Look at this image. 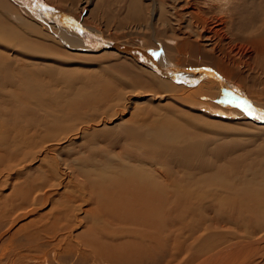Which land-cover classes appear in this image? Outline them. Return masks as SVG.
I'll return each mask as SVG.
<instances>
[{"label": "rangeland", "instance_id": "rangeland-1", "mask_svg": "<svg viewBox=\"0 0 264 264\" xmlns=\"http://www.w3.org/2000/svg\"><path fill=\"white\" fill-rule=\"evenodd\" d=\"M43 1L114 42L164 51L183 66L223 64L247 98L264 106V0H224L236 25L244 29L229 24L215 34L213 53L205 51V41L191 36L175 38L198 44L195 52L173 47L171 36L179 33L175 23L184 18L185 9L173 8L171 0ZM196 1L206 10L205 2L210 0ZM4 3L0 6V264H169L171 259V264L183 259L186 264H199L233 243L241 245L237 256L215 264H264V240L253 248L248 245L264 233V203L251 212L245 208L247 201L232 190L264 191V123L246 115L212 117L197 103H186L180 97L181 88H163L158 79L146 74L139 58L114 49L70 46L27 18L13 0ZM233 36L245 38L250 66L239 68L218 59ZM167 45L170 48L165 51ZM211 65L199 68L217 70ZM58 166L65 175L74 168L86 170L87 180L79 175L66 179L67 185L57 173ZM123 174L124 182L137 180L153 188L167 184L172 210L164 215L166 227L200 229L193 236L174 228L167 233L165 246L154 235L152 245L158 247L148 261L147 254L143 260L126 261L119 254L130 255L133 250H120V243L131 245L122 228L123 234L117 232V238L109 239L114 251L101 252L107 260H97L87 244L93 242L88 240V227H122L109 207L111 194L120 185L116 178ZM171 180L189 185L179 193ZM82 182L93 196L79 194L81 199L67 200L61 195ZM54 186L58 189L53 190ZM48 190L52 191L45 201ZM68 206L76 209L68 211ZM217 236L221 243L212 250L203 246ZM174 247H183L176 257L172 253L179 249Z\"/></svg>", "mask_w": 264, "mask_h": 264}, {"label": "bare ground", "instance_id": "bare-ground-1", "mask_svg": "<svg viewBox=\"0 0 264 264\" xmlns=\"http://www.w3.org/2000/svg\"><path fill=\"white\" fill-rule=\"evenodd\" d=\"M37 1L43 2V4L46 5L48 8L54 9L51 5H49L48 3H46L43 0H37ZM172 2L174 4L173 8H182V9L184 8L185 9L184 18L183 17L181 18L182 19L181 22L177 21L175 23V25L177 26L176 29L178 30L179 33L178 34L174 33L173 36H171L172 37L171 40H173L172 42L174 44L173 47H175L179 50L184 49V47H189V49L192 52H195L196 50H198L200 48V46L198 44H194V43L190 42V40L189 41L188 40H182L180 42H177L176 41L177 38H175V37L191 36V37H196V39H202L203 41H205V44L203 45L204 48L206 49L205 51L208 53H213L217 47V46H214L215 34H217V33L219 34L220 32L225 31L226 28L229 26V24L233 25L234 29L235 28L241 29V30L244 29L242 25L241 26L236 25V23L232 17V11L228 9L229 7L226 5L224 0H210L209 2H205L206 6H204V7L206 8V10H201L199 5L196 4L197 3L196 0H171V3ZM13 3L17 4L22 10H24L25 13H27L26 14L27 18L29 17L31 20H35V21L41 23L50 32L54 33L57 37H59L62 41H64L68 45L74 46V47H82V48H85L88 50L93 49L94 47H98L96 45V43L92 42L93 41L92 39H88L87 37H85L83 35L80 36L79 33H75L73 31H68L65 27H62L63 26L62 24H61L62 25L61 26V25L57 24L56 22H54L52 20V18L50 17V15L48 16V14H46L43 10L38 9V8L34 7L33 5H30L26 2H23L22 0H13ZM6 4L7 3H4V0H3V2L1 3L0 6L4 7ZM224 5L227 6L228 8L225 7ZM187 9H191V10L188 12ZM61 14H64L65 16H68V17L74 19L75 21H78L82 25H85L84 23L77 20L76 18H73V16H71L70 14H65V13H61ZM237 29H236V31H238ZM93 30L95 32V35L97 33L104 40L114 42L113 40L107 39L106 37H104L102 32L96 31L95 29H93ZM230 32L231 33L234 32L233 28ZM227 35H229V34H227ZM237 36H239V35H237ZM228 37L231 38L230 36H228ZM244 39L245 38L233 36V38L227 42V49H228L227 52H225V51L220 52L217 56L218 59L221 61H227L228 63L232 64L233 66H236L239 68L241 66L243 67V65L245 67L250 66L251 65V62H250L251 52H249V50H247V48L243 47V45L245 44V41H243ZM178 41H179V39H178ZM115 43L121 44L120 42H115ZM94 45H96V46H94ZM121 45L130 46L131 48H133V50L126 51V52L122 51L120 49H114V50L124 52V53H128L133 59L139 58L140 59L139 62L141 61L143 63V65L145 66L146 74H149V75L151 74V76L153 75L152 77L158 79L159 83L161 84V86L163 88H168V89L172 88V89H177V90H178V88H181L178 91L182 92L180 94V97L186 103H193V105L195 103H197V105L199 107H202L199 109L205 111L206 114H209L212 117H218L219 115H225V114L235 115V117L237 116V118H240V117L243 118V117H245L244 115L248 116L246 113L241 111V109L236 108L235 106L225 105L226 108L231 107V109H228V110L221 108L220 105H218V101H219V99H222L224 97V94L231 100L233 97H238L240 99H246V100L250 101L251 104L253 105V107L258 110L257 111L258 113L260 111H264L263 105H261L258 101H255L251 98H247V95L245 94L243 89L239 86V84L233 82V80H232L233 78L231 76L232 73L230 75L229 68H227L223 64L217 63L216 65H211V64L201 63V64H195V65L191 64V65L183 66L177 60H176L177 62L170 60L164 51H160L159 52L160 53L159 58H156V57H153L151 55V52H157V51L149 50L151 47H147L144 49L142 47H136V46L123 44V43ZM169 48H170L169 45H167L165 47V51H167V49H169ZM144 50H149L150 53L149 52L143 53ZM201 65L202 66L203 65H211V66H214L217 70L213 71V69H214L213 68L209 72V71H207V70H209L208 68H204V67L199 68V66H201ZM188 66H191V69H187ZM193 66H195V68H192ZM196 66H198V68H196ZM150 68H152L153 70ZM185 81H198V83L191 84V83H186ZM234 84L236 85L237 88H235ZM235 102H239V100H236ZM198 106H196V107H198ZM180 116H182V115H180ZM252 117L253 118L256 117L254 113H253ZM256 119L257 118H255L253 120H255L257 122ZM49 149H51V148H49ZM133 157L137 158V155H134ZM142 158H143L142 159L143 161L149 162L147 160L146 156H142ZM166 160H169V159L167 158ZM165 162L166 161H161V163H165ZM137 166H139V164ZM69 167H72V166L68 165V168ZM76 167H78V166H76ZM116 168H117V166H116ZM70 169H69V171H70ZM89 170H90V173L92 174V171L90 168H89ZM139 171H138V173H139ZM57 173L59 175H61V177L63 178V181H65L64 183L67 184L66 179L68 180L71 177L77 178L79 175L84 176L88 172H86V170L82 171L81 169H75L74 168V171L72 174L70 172V173H67L65 175L64 169H60L58 166ZM85 176H88V174ZM105 176H106V174H105ZM108 177L106 176L107 179H108ZM124 177L125 176L123 174V176L116 178V179H118L120 185H119V188L116 189L111 194L110 198H111L112 204H110V207H109V211L111 213V216L113 217V219L115 218L114 221H117V225L122 224V227H116L113 230H111L110 227H97V229L96 228L94 229L93 227H88L89 228L88 232L90 235L88 237V240L93 241V242H87V244L91 245V252H92V254H96V255H93V257H96L97 260L99 259L102 261L103 258L107 257V256L105 257V254H104V257H102L103 256L102 253H103V251H106V249H107V251L108 250L114 251L113 248L115 247V245H112V243L109 242V239L114 240L115 238H117V235H116L117 232L120 234L121 233L123 234V232L125 231V237L127 236L126 238H128V237L130 238V239H128V241H126L127 244L129 243V241L131 242V245L125 246L124 245L125 243L124 244L120 243L121 244L120 245L117 241V243H118L117 245H120V247H121L120 250L122 248H125V250H129V248L131 250H133L130 255H128V253H127V255L122 254L123 252L125 253V251H123L121 253L122 255L119 254L120 257H122V256L124 257V258L122 257V260L125 259L127 261L129 258H131L132 260L138 259V258L143 260V255L147 254L148 257H147V260H145V261H148L149 257H151L150 254L153 253L154 250L158 247L157 245H155V246L152 245L154 235L159 237V239H158L159 244L162 246H165V242H166L165 240L167 238L166 235L168 236L167 233L171 232V230H173L174 228H177V230H179V232H181V234L184 231H189V232L193 233V236L200 229V227H166L167 226V220L165 219V217H167V216H164V215H167V213L172 210V205H170V202L172 200V193H169V190L167 188L168 186H166L167 184L165 185V183H163V185L161 184L159 187L154 186V188H153V187L147 186L145 183H140L137 180H136L137 182L136 181L129 182L131 180H129V181L127 180L129 183L124 182L123 179L126 178V177L125 178ZM127 177H128V175H127ZM168 177H169V175H168ZM90 178H92L91 175L88 179H90ZM85 179L87 180L86 177H85ZM91 180H90V182H91ZM107 181H109V180H107ZM83 182H84V180H83ZM83 182L80 183L79 187L77 186L78 187L77 189H75L73 191L63 192V193H61V195L66 196L67 200H70L69 198L72 199L74 196H76L78 199H81L79 197V194H83V195H85L87 193H88V195L92 194L93 191L90 188H86L87 183H83ZM185 182L186 181H183V180H179V181H172L171 180V182H169V183L172 185H175L177 187L175 189V191H178L180 193L183 189H186V186L188 187V185H189V183H187L188 184L187 185ZM107 183H109V182H107ZM82 184H85V185H82ZM113 184H114V182H113ZM100 185H102V184H100ZM75 186H76V184H75ZM36 188H39V186H37ZM54 188H55V186H54ZM56 188L58 189V187H56ZM56 188L53 190H56ZM108 189H109V187H108ZM32 190H33V188H32ZM232 190H233V192H235V195L236 194L239 195L238 198H241V199L243 198L244 200L247 201L245 208L248 210H251V212L253 210L255 211L258 207H260L262 202L264 203V191L259 193V194H256L250 190H245L242 192H238L234 189H232ZM51 191L48 190L44 193L45 201H46V197L49 196L48 194H50ZM185 191L186 190H184V192ZM30 192L31 191H28V193H30ZM28 193H26V194H28ZM170 194H171V196H170ZM92 196H93V194H92ZM25 197H26V195H25ZM81 197H83V196H81ZM103 197H104V193H103ZM107 199H109V198H107ZM96 201H98L97 204H99V200L96 199ZM102 203H104V202H102ZM174 204L177 207V200H174ZM17 206H19V205H17ZM103 206H105V205H103ZM108 206H109V204H108ZM78 208H80V207H78ZM105 208H106V206H105ZM66 209L68 211H74L76 208L74 209V206H68ZM99 210H100V208H99ZM99 212H101V211H99ZM67 214H68V212H67ZM73 217L77 218L75 213H73ZM161 221L163 222L162 227L161 226L157 227V224H160ZM93 225H94V222H93ZM126 225H127V227H126ZM122 228L124 229V231H122ZM259 228H261V227H259ZM191 233H190V235H188V237H192ZM253 234H256V233L253 232ZM67 236H65V237H67ZM62 237H64V236H62ZM219 237L220 236L211 238L212 242L208 243V244L204 243L203 246L205 248H208V249L210 248L212 250L220 242ZM120 238H122V237H120ZM60 239H62V238H60ZM112 240H111V242H112ZM149 240H151V242L147 246L140 245L142 243L147 244L149 242ZM263 240H264V233H261L258 237L253 238V241L248 243V245L253 248L254 246H256V244H258L260 241H263ZM244 244H247V243H244ZM239 245H237L236 243H233L232 245H230L229 247H227L225 249L222 248L219 251L208 256V258L202 260L199 264H215L218 261L219 262L224 261L227 256H228L227 257L228 259L232 255L237 256L236 254L239 253V252H237ZM139 246H140V248H138ZM237 246H238V248H237ZM198 248H199V246H198ZM146 249H148V251H146ZM175 249H179V248L177 247ZM115 250H116V248H115ZM120 250H118L117 254L119 253ZM182 251H183V247H181L178 251L175 250L172 253V255L174 257H176L179 254H181ZM108 252L106 254H108ZM156 252H157V250H156ZM184 252H186L188 254L189 250L185 251V249H184ZM114 253H112V254L114 255ZM197 253H201V252L197 251ZM194 256H195V254H194ZM198 256L196 257L195 260H198L200 258V256L199 257ZM113 257H115V256H113ZM107 258H106V260H107ZM144 258H145V256H144ZM233 259H235V258H233ZM171 260L169 261V264L172 263ZM116 261H117V259L115 260V262ZM111 264H112V261H111ZM178 264H186V260L183 259L182 262H179Z\"/></svg>", "mask_w": 264, "mask_h": 264}, {"label": "water", "instance_id": "water-1", "mask_svg": "<svg viewBox=\"0 0 264 264\" xmlns=\"http://www.w3.org/2000/svg\"><path fill=\"white\" fill-rule=\"evenodd\" d=\"M23 2H26L30 5H33L34 7L43 10L46 14H48V16L50 15V17L52 18V20L54 22H56L59 25H63L65 28L75 32V33H79L80 36H85L88 39H92L93 43H96V45L98 47H94L93 49L90 50H95V49H120L122 51H130L133 50V48H131L130 46H126V45H121V44H117L115 42H111V41H106L104 40L100 35H98L92 28H88L87 26H84L82 24H80L78 21H75L74 19L65 16L64 14H61L60 12H57L55 9L52 8H48L46 5L43 4V2H39L37 0H22ZM94 45V46H96ZM88 50V49H87ZM149 50H144L143 53H148ZM150 53V52H149ZM232 97V96H231ZM230 97V98H231ZM231 100L229 99L225 94L224 97L222 99H219V101L221 100ZM218 101V102H219ZM225 105V104H224ZM256 118L259 115L258 112L254 113ZM248 117H252L248 115ZM257 122L259 123H264V120L261 119H257Z\"/></svg>", "mask_w": 264, "mask_h": 264}, {"label": "snow or ice", "instance_id": "snow-or-ice-1", "mask_svg": "<svg viewBox=\"0 0 264 264\" xmlns=\"http://www.w3.org/2000/svg\"><path fill=\"white\" fill-rule=\"evenodd\" d=\"M151 55L153 57L159 58L160 53L159 52H151ZM207 71L210 72L211 69H209ZM185 82L186 83H191V84L198 83V81H185ZM236 100H239V102H235ZM219 103L225 104V105L235 106V107L241 109V111H243L244 113H246L249 116L253 115V113L258 111L256 108L253 107V105L251 104L250 101H248L246 99H240L238 97H233L232 100H227V99L226 100H221V101H219ZM257 119L264 120V111H260L259 112V115L257 116Z\"/></svg>", "mask_w": 264, "mask_h": 264}]
</instances>
